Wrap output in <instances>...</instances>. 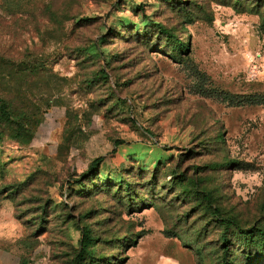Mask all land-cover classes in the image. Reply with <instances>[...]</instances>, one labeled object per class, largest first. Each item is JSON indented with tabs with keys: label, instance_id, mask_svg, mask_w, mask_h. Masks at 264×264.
Returning a JSON list of instances; mask_svg holds the SVG:
<instances>
[{
	"label": "rangeland",
	"instance_id": "obj_1",
	"mask_svg": "<svg viewBox=\"0 0 264 264\" xmlns=\"http://www.w3.org/2000/svg\"><path fill=\"white\" fill-rule=\"evenodd\" d=\"M263 16L0 0V264H264Z\"/></svg>",
	"mask_w": 264,
	"mask_h": 264
},
{
	"label": "trees",
	"instance_id": "obj_2",
	"mask_svg": "<svg viewBox=\"0 0 264 264\" xmlns=\"http://www.w3.org/2000/svg\"><path fill=\"white\" fill-rule=\"evenodd\" d=\"M258 1L259 3H264V0H256ZM264 17V16H263ZM173 45L176 49H184V50H187L185 47V44H183L182 42H179L177 44V42L175 41V39L173 40ZM0 120H3V121H8L9 120V114H8V110H7V104H6V101L4 100V98L0 97ZM222 138V137H221ZM103 157H96L94 158L91 163H90V168L93 169L98 163H100L102 161ZM115 181H119V178L115 179ZM124 183H122V180L120 182V185ZM129 185H126L124 186V188L126 190H124L126 193H128V191H130V187H127ZM216 211V210H215ZM234 228L236 230L239 231V233L242 234L243 237L247 238V237H250V236H255L256 238H259L258 240H255V244L257 243V245L254 246V249L252 250H258V249H263L264 248V232L260 229L259 231H255V230H243L242 228H240L239 226H234ZM89 230H85V233H84V245H86L89 241H91V238H89L88 236V232ZM225 233H227V230L225 231ZM254 238H252L253 240ZM223 244L224 245H227L228 244V237L227 235H224L223 238ZM260 243H259V242ZM263 242V243H262ZM259 243V244H258ZM250 244H253L252 242ZM252 245H249V248L251 247ZM253 248V247H252ZM227 251V247L224 249V252ZM243 260V259H242ZM241 260V261H242ZM241 261H239V263H234V262H231L229 260H223V263L222 264H243V263H240ZM264 263V262H263ZM244 264H262L261 261L259 260H253V261H246Z\"/></svg>",
	"mask_w": 264,
	"mask_h": 264
}]
</instances>
